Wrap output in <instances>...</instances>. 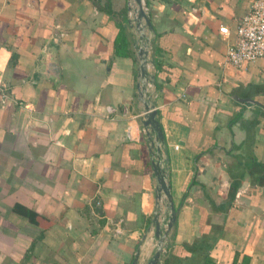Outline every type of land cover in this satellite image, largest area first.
Listing matches in <instances>:
<instances>
[{
  "label": "crops",
  "instance_id": "obj_1",
  "mask_svg": "<svg viewBox=\"0 0 264 264\" xmlns=\"http://www.w3.org/2000/svg\"><path fill=\"white\" fill-rule=\"evenodd\" d=\"M249 1L144 0L148 99L176 209L157 264H264V59L224 58ZM130 2L0 0V264L153 253Z\"/></svg>",
  "mask_w": 264,
  "mask_h": 264
},
{
  "label": "water",
  "instance_id": "obj_2",
  "mask_svg": "<svg viewBox=\"0 0 264 264\" xmlns=\"http://www.w3.org/2000/svg\"><path fill=\"white\" fill-rule=\"evenodd\" d=\"M127 8L129 10L127 21L133 22L135 29L139 33V43L136 45L138 73L140 78V80L137 81L136 86L137 93L142 102L141 115L139 118L145 129L144 133L150 141V146L154 147V150L152 151L153 157L151 159V168L156 181L155 196L157 199L154 213L151 217V223L153 225V235L156 242L153 253L147 259L145 264H157L159 255L162 251L164 238L175 220L176 209L174 208L171 200L169 183L166 180V169L162 164L160 145L163 143V136L157 119L155 118L156 109L154 108V105L149 102L147 96L148 94L145 91V81L149 80L153 75L150 74V78H148V73L145 69V64L151 60L147 57L149 37L145 35L144 29L147 27L151 30L152 27L145 13L144 0H131L130 4L127 5ZM49 63L50 67H55L52 60L49 61ZM53 72L50 71L51 74H53ZM151 134H154V142H151ZM161 203L163 205V209H161ZM137 256L138 251L134 253V256L129 264H136Z\"/></svg>",
  "mask_w": 264,
  "mask_h": 264
},
{
  "label": "built area",
  "instance_id": "obj_3",
  "mask_svg": "<svg viewBox=\"0 0 264 264\" xmlns=\"http://www.w3.org/2000/svg\"><path fill=\"white\" fill-rule=\"evenodd\" d=\"M218 32L226 34L227 26L220 25ZM234 32L235 41L226 45L224 54L226 63L239 66L246 61L264 59V0L249 1L246 11L237 20ZM149 85L150 81L146 80L145 91L148 98H150ZM144 130L142 127V132ZM126 135H129V129L126 130Z\"/></svg>",
  "mask_w": 264,
  "mask_h": 264
},
{
  "label": "trees",
  "instance_id": "obj_4",
  "mask_svg": "<svg viewBox=\"0 0 264 264\" xmlns=\"http://www.w3.org/2000/svg\"><path fill=\"white\" fill-rule=\"evenodd\" d=\"M124 37V36H123ZM123 37H122V43H123V41H124V43H125V39L123 40ZM235 120V117H233V118H231L230 120H229V122H232V121H234ZM30 219L31 220H34V221H37L38 223H42V222H40V219H42L44 222L42 223L43 224V226H46L48 223H49V221L45 218V217H42L41 215H39L38 213H36V212H34V211H32V212H30Z\"/></svg>",
  "mask_w": 264,
  "mask_h": 264
}]
</instances>
